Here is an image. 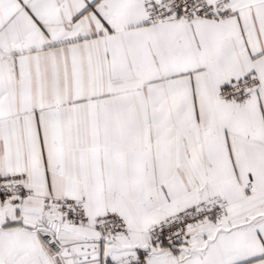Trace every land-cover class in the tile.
I'll list each match as a JSON object with an SVG mask.
<instances>
[{"label": "snow or ice", "instance_id": "1", "mask_svg": "<svg viewBox=\"0 0 264 264\" xmlns=\"http://www.w3.org/2000/svg\"><path fill=\"white\" fill-rule=\"evenodd\" d=\"M0 264H264V0H0Z\"/></svg>", "mask_w": 264, "mask_h": 264}]
</instances>
